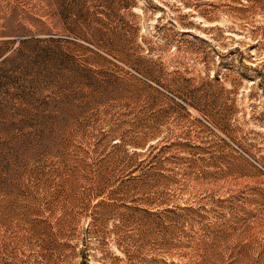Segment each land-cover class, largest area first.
Listing matches in <instances>:
<instances>
[{"label": "rangeland", "instance_id": "obj_1", "mask_svg": "<svg viewBox=\"0 0 264 264\" xmlns=\"http://www.w3.org/2000/svg\"><path fill=\"white\" fill-rule=\"evenodd\" d=\"M0 264H264V0H0Z\"/></svg>", "mask_w": 264, "mask_h": 264}, {"label": "bare ground", "instance_id": "obj_2", "mask_svg": "<svg viewBox=\"0 0 264 264\" xmlns=\"http://www.w3.org/2000/svg\"><path fill=\"white\" fill-rule=\"evenodd\" d=\"M46 42V41H45Z\"/></svg>", "mask_w": 264, "mask_h": 264}]
</instances>
